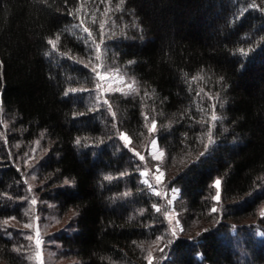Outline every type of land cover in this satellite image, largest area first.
<instances>
[{
    "label": "trees",
    "instance_id": "trees-1",
    "mask_svg": "<svg viewBox=\"0 0 264 264\" xmlns=\"http://www.w3.org/2000/svg\"><path fill=\"white\" fill-rule=\"evenodd\" d=\"M100 65L135 91L103 90ZM153 138L174 234L141 176ZM34 143L40 196L71 215L62 264H264V0H0V264H27L5 221Z\"/></svg>",
    "mask_w": 264,
    "mask_h": 264
},
{
    "label": "rangeland",
    "instance_id": "rangeland-1",
    "mask_svg": "<svg viewBox=\"0 0 264 264\" xmlns=\"http://www.w3.org/2000/svg\"><path fill=\"white\" fill-rule=\"evenodd\" d=\"M98 76L105 91H117L120 93H131L129 91V85L135 89V82L132 78L120 73L118 70L113 69H103L100 65L98 67ZM125 134V133H122ZM126 135V134H125ZM153 138L149 144V155L151 157V162L149 163L148 169L141 172L142 180L148 181L147 184L151 185L152 190L155 193H159L164 196L167 200L168 208L166 212V220L170 229L177 233L181 228V222L178 218L177 211L174 208L176 196L178 190L176 188H167L165 181L164 170L161 167L162 159L164 153L161 148L158 147L157 141L153 144ZM38 143H34L30 150L27 152L23 159L22 166L23 173L27 176V197L23 199V210L25 216L22 219L9 218L6 220V230L8 233L14 232L13 230L24 229L22 233V238L26 242V246H29V250L25 253V258L27 264H62L65 260H62L58 255V249L55 248V242L51 240V234L54 231H58L66 227L69 222L71 215L66 214L64 216H59L56 210L55 204L48 200H44L41 194V184L40 180L37 178L36 169L34 164L39 157ZM21 165V164H20ZM147 172L148 175L145 177L142 173ZM162 174V175H161ZM156 175H161V180L158 182L155 179ZM175 190V191H173ZM35 200L36 203L33 204L32 201ZM260 213H264V206L261 208ZM31 224L32 226L25 227V225ZM37 231L40 234L41 245L37 250L35 240ZM258 236H262L263 233L260 229L256 230ZM32 236L33 239L29 240L27 237ZM40 252V260L36 259V252Z\"/></svg>",
    "mask_w": 264,
    "mask_h": 264
},
{
    "label": "snow or ice",
    "instance_id": "snow-or-ice-1",
    "mask_svg": "<svg viewBox=\"0 0 264 264\" xmlns=\"http://www.w3.org/2000/svg\"><path fill=\"white\" fill-rule=\"evenodd\" d=\"M121 2H123V0H121ZM101 28H103V25H101ZM84 31L87 32L88 29L85 28ZM56 40H59V37H58V36H57ZM56 40H51V39H50V40L47 41V43H48L49 45H51L53 48H55V47H56ZM243 51H244V50L241 49V52H243ZM93 71H95V69H93ZM70 91H71V92H76V91H78V90H77V89H71ZM129 91H130V92H131V91H135V89H133L132 86L129 85ZM65 95H68V93L66 92ZM104 103H107V100H105ZM217 119H219V118H218L215 114H213V115L211 116V120H212L213 122H215ZM155 130H156V124H155V122H153V123H152V127H151V129H149V131H150V132H154ZM119 139H121V140L125 143V145L130 144V139H129V137H128L127 135H125V134H121L120 137H119ZM76 143L79 144V143H80V140L77 139ZM155 143H156V141L154 140V141H153V144H155ZM134 155H137V156L139 157L140 160H144V156L140 155L139 153H134ZM142 175H144L145 177H147L148 173L145 171L144 173H142ZM161 175H162V174H161ZM161 175H156V176H155V179H156L158 182L161 180ZM105 179H106V180H111L112 177H111V176H107V177H105ZM66 183H67V181H66ZM145 183H148V181L145 180ZM220 184H221V181H220L219 179H217V180L215 181V186H216V188H217V190H218V191H217V194H216V199H217V200L219 199V195H220V193H219ZM150 186H151V185H150ZM173 191H175V190H173ZM157 195H159V193H157ZM32 203L35 204L36 201L33 200ZM156 210L159 211V208H157ZM212 211H213V212H216L217 210H216V208H213ZM5 223H7V222H5ZM31 226H32L31 224L25 225V227H29V228H30ZM173 234H174V230H173ZM27 238H28L29 240H32V239H33L32 236H28ZM35 244H36V248H37V250H38V249L40 248V245H41L40 234H39L38 231H37V234H36ZM36 259H37V260H40V252H39V251L36 252ZM152 261H153L152 253L149 252V253H148L147 262H148V264H152Z\"/></svg>",
    "mask_w": 264,
    "mask_h": 264
}]
</instances>
